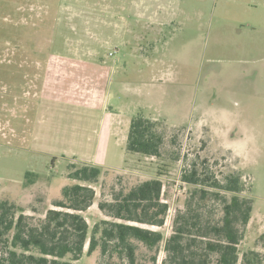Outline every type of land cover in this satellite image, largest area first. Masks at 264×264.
Here are the masks:
<instances>
[{
  "label": "rangeland",
  "instance_id": "obj_1",
  "mask_svg": "<svg viewBox=\"0 0 264 264\" xmlns=\"http://www.w3.org/2000/svg\"><path fill=\"white\" fill-rule=\"evenodd\" d=\"M170 1L176 21L161 28L128 0H0V201L43 216L71 164L97 165L92 227L111 185L158 178L167 237L194 161L236 169L254 203L240 253L264 254V0ZM138 113L159 121L161 156L126 150Z\"/></svg>",
  "mask_w": 264,
  "mask_h": 264
},
{
  "label": "trees",
  "instance_id": "obj_2",
  "mask_svg": "<svg viewBox=\"0 0 264 264\" xmlns=\"http://www.w3.org/2000/svg\"><path fill=\"white\" fill-rule=\"evenodd\" d=\"M164 144L158 120L142 113L131 119L128 152L159 157ZM103 171L97 165L71 164L73 183L63 186L43 216L1 200L0 264H87L85 254L95 264H159L163 245L161 264H263L261 251L240 253L254 203L242 195L246 184L238 170L222 173L194 161L182 176L194 188L167 237L158 229L169 210L158 178L111 185L109 196L103 191L98 201L103 216L89 225L83 213L97 202L93 185ZM258 243L264 248V234Z\"/></svg>",
  "mask_w": 264,
  "mask_h": 264
},
{
  "label": "crops",
  "instance_id": "obj_3",
  "mask_svg": "<svg viewBox=\"0 0 264 264\" xmlns=\"http://www.w3.org/2000/svg\"><path fill=\"white\" fill-rule=\"evenodd\" d=\"M130 5L129 15L137 22H147L153 25L175 22V14L171 7L174 1L170 0H128ZM126 5V4H125ZM124 16H126L124 14ZM175 16V17H173ZM127 16L124 17L126 21ZM128 18H130L128 16ZM162 30V29H161Z\"/></svg>",
  "mask_w": 264,
  "mask_h": 264
}]
</instances>
